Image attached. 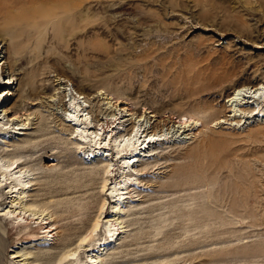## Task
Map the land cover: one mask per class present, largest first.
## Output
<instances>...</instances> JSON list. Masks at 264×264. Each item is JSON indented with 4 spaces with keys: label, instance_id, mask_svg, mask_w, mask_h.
<instances>
[{
    "label": "rangeland",
    "instance_id": "374dc122",
    "mask_svg": "<svg viewBox=\"0 0 264 264\" xmlns=\"http://www.w3.org/2000/svg\"><path fill=\"white\" fill-rule=\"evenodd\" d=\"M69 1L78 0L33 2L36 13L24 30L34 36L28 44V54L34 58L30 64L26 58L15 57L10 34L0 32V151L12 148L9 144L38 145L32 151H7L4 157L22 162L33 184L23 196L39 217L33 219L30 213L23 220L2 216L12 198L0 184V264L85 262L89 247L107 236L102 224L92 233V245L77 250V259L71 263L62 257L67 248H76L80 236L89 234L101 213V201L82 208L79 199L74 201V193L63 190L80 186L103 161L87 160L88 147L66 130L60 118L64 111L59 110L63 108L60 86L68 94L82 93L94 121L96 114L102 116L101 109L115 110L118 116L136 112L128 116L132 121L146 109V120L159 121L196 112L189 109L191 100L212 102L218 110L203 125L191 120L178 127L176 117L177 130L168 133L172 137L151 147L150 153L156 154L145 162L153 165V172L134 176L140 183L132 194L135 200L125 209L126 231L114 245L115 254L102 256L104 263L264 264V116L224 108L236 81L247 79L245 85L251 91L252 85L264 82V10L254 8L247 14L233 0H202L203 4L201 0H85L82 7L65 9ZM122 3L125 10H119ZM202 9H212L213 14L207 11L210 16H205ZM233 23L242 28L237 31ZM243 27L253 31L247 34ZM48 54L55 62H49ZM222 73V79L214 83L212 77ZM9 77L12 83L1 84ZM123 108L129 110L120 112ZM121 130L130 131V126ZM203 157L209 168L183 172ZM200 174L213 182L197 183ZM104 184L99 185L102 200ZM220 201L224 206L216 205ZM226 207L230 220L223 224L220 208ZM201 216L209 217L208 223ZM53 217L57 223L50 224L59 226L58 233L42 232L43 222ZM80 218L87 221L81 234L77 228L62 226L68 220L74 225ZM195 224L196 231L213 229L217 240L197 242L191 236ZM65 233L68 240L59 244ZM205 250H211L210 255Z\"/></svg>",
    "mask_w": 264,
    "mask_h": 264
},
{
    "label": "bare ground",
    "instance_id": "6f19581e",
    "mask_svg": "<svg viewBox=\"0 0 264 264\" xmlns=\"http://www.w3.org/2000/svg\"><path fill=\"white\" fill-rule=\"evenodd\" d=\"M34 1L35 0H0V32H6L10 34L11 38L9 40V43H10L11 52L15 54V57H17L18 59L26 58L29 64L34 58L29 56L28 54L29 49H30L28 44H30L33 41L32 39L34 38V36L32 35L33 32L30 33L24 30H25L26 25L31 24L30 22L33 20L35 16L36 11L32 10V5ZM84 1L85 0H78L76 2L69 1V4L68 5L66 4L67 6L65 7V9L70 7V5L82 7ZM102 1L103 0H101V2ZM210 1L211 0H209V2ZM233 1L234 2L236 1L238 4L240 3V6L243 8L244 11L247 12V14L252 12L251 10L254 8L264 10V0H233ZM152 2L154 3V0ZM202 2L203 1L201 0V3ZM214 4L217 5L215 2ZM210 5H213V4H210ZM218 5H219L218 10L220 9V7L222 9V6L220 4ZM104 7H105L104 11H106L107 6H103V8ZM210 7L211 6H209V8ZM126 8L127 6H125L122 3L119 7V10L120 9L125 10ZM198 8L200 7L198 6ZM215 9L217 11L216 7L213 8V10ZM203 10L204 9H202V11ZM211 10L209 12L207 9L209 13L213 14ZM224 10H226V8ZM224 10H223V13L225 12ZM207 11L206 13H204L205 16L207 14ZM218 12H221V11L219 10ZM203 13H202V16H204ZM146 15L147 14H145V16ZM207 16H210V15L207 14ZM25 17L29 19V20H25L26 23H24ZM215 17L216 16L214 15V18ZM233 25L236 26L237 24L233 23ZM237 26L238 27H235V29L238 28L240 30V28H242V27H239V25ZM243 28L245 29L246 27H243ZM248 28L245 29V32L247 34H250L251 30L253 31V29H248ZM22 34H25V36H23ZM120 34L122 35L121 32ZM123 35L127 36L125 34ZM116 38L118 37L116 36ZM22 42L27 43V44H22ZM45 57H47L48 59H51V61L49 62H55V58H53L50 54H48ZM52 64L54 65V63ZM223 76H224L223 73L217 74V75H214L212 79L215 83L218 80L222 79ZM263 79H264V76H263ZM12 82H13V78L11 77H9L7 81H5V79L1 80V84H4V85H8ZM247 82H248L247 79L244 81L238 80L235 82V84L232 86V92H230V94L227 95V101L226 103H224V108H226L227 110H232L234 112L237 110L242 111L247 116L261 115L263 117L264 116V82L260 84L259 87H255L254 85H252V87L254 88L253 91L250 90L251 86H249L248 84L245 85ZM44 86L45 85H42V87ZM222 86L224 85L221 84V87ZM59 89H58V94H59L58 98L61 102V105L63 106L62 110L61 108L59 110L60 111L64 110L60 118L66 130L71 132L70 134L72 138H74L78 142L88 147V150H87L88 157L85 156L87 160L100 159V161H103L101 165L94 166L93 169H91V172H89V175L84 180V182H82L80 186L74 187L72 190H67V189L63 190V192L65 191V192L74 193L75 194L74 201L76 202V199H79L78 204L82 208L95 207V205H97L101 201V213L97 216L96 223L92 227L90 232H88L89 234L80 236L77 239L78 244L76 248H67L62 257L67 258L68 260H70L71 263L73 262L74 259H77V256H78L77 250H79V248L89 247L90 245H92V244H89L92 240H94L92 239V233L95 232V230L97 231L98 227H100L103 224L107 231L106 238L100 239L94 245L90 246L89 247L90 249L87 250L89 253L88 255H86L88 260H86L85 262H82L79 260L77 264H106L104 263V259L102 258V256L103 255L113 256L115 254L114 245L122 238V235H124L126 231V225H124V221H123V217L126 215L125 209L129 202H133L135 200L132 194L134 193L135 188L139 187L138 184L140 183V182H137L138 178H135L134 176L135 175H147L153 172V165L149 166L148 164H146L147 161L145 162V158L147 156L152 157L156 154L154 152L150 153L151 147H153V145L156 143L160 144L161 142H166L172 137V136L169 137L168 133L171 132L172 130H177V128L176 129L174 128V123H173L176 117H178V120H179L178 122L180 123L178 127L182 126V124L188 121H191V120L192 122L198 121V122H201V124L202 123L204 124V122L207 123L209 118L211 116L213 117V115L216 114L218 110H216L217 108L212 102L204 103V102H199L197 100L196 101L191 100V101H188L189 102L188 105H190L189 109L191 110L195 109L196 112L179 113L177 116L173 114L159 121L155 120L151 122V120L150 121L146 120L147 111L146 109H144L145 106L143 108L144 110L140 112L142 113V115L141 116L137 115V117L133 121L131 120L132 118H129L128 116L133 115L134 113L136 114V112H133V113L125 112V114H120V116H118V112H116L115 110H113V112H109V111L102 110V109H101L102 116L99 118L98 115L96 114L95 121H94V119L92 118L94 117V114L91 115L92 117L88 115L89 105L86 104L85 99H84L85 97L82 95L81 92L80 93L72 92L71 94H68L65 87L60 86ZM7 92L8 91H5L4 93L1 94V96H5ZM110 102H107V103H110ZM125 109L126 111L129 110L128 108H123L119 110L121 112L122 110H125ZM206 112L209 113L206 116L200 114V113H206ZM218 120L221 121L220 118ZM147 121L149 122L148 124L151 123L149 126L147 125ZM212 121L213 120L209 122H212ZM219 121H216V124ZM127 125L130 126V131L127 130V132L126 131L122 132L123 130H121L120 132V129L122 128V126H127ZM3 133H7V132L3 131ZM17 133H20V132H17ZM9 146H11L12 148H6L5 150L0 151V184L4 189L7 190V193L10 195L9 197H11L12 200L10 201L11 203L10 208L7 211L4 210L6 213L3 212L4 214L2 213L1 215L4 217L10 216L12 217V219H18V220L22 218L23 220V219H27L26 215L27 213L28 214L30 213L29 215L34 216L32 217L33 219H38L39 217L37 216L35 217V214L37 213L34 212L35 211L34 208L29 204L28 202L29 200L25 199V196H23V193L26 192V190L29 187H31L33 184H29L31 181H30V178L26 177L27 176L25 174L26 170H23V167L21 166L22 162L19 161L18 158L15 160L7 161L4 157L7 151H11V150H14L16 152L32 151L35 148H37L38 145L36 143H31V142H22L19 144H9ZM165 156L167 155L165 154L162 157H165ZM204 157L202 158V160L194 161L192 162V164H189L188 166H186L183 172H188L189 170L198 172L199 169L197 168L201 166L203 167L204 165L206 166L205 170L209 168L210 166L205 164L206 161L205 162L203 161ZM219 161L221 162V160ZM211 163H214V162L212 161L210 162V164ZM163 166H160V167H163ZM156 167L160 168L159 166H156ZM179 171L180 173H183L182 170H179ZM200 175H201L200 177L195 178L199 182L197 181L195 182L203 184V185H207L213 182V180H211L209 177H204L202 174ZM104 177H105V180H104ZM100 180L105 182L104 187H103V190H104L103 194L105 196L104 200L101 199V194L99 190L100 188L99 185L101 182ZM175 189L180 190L182 189V186H175ZM56 191H59L62 193V191L59 189H56ZM59 192H57V194H59ZM220 203L221 201L218 202V204L216 205L220 207L224 206ZM220 209H221L220 212H222L221 215H223V222H224L223 224L228 223V221L230 220V214L227 213L229 211L228 210L229 208L226 207V208H220ZM104 213H107V215H104ZM64 216H63V220H64ZM213 219L211 218L212 221ZM203 220L205 222L207 220V223H208L209 217L206 216L203 218ZM51 221L55 222V218L53 217V219L51 220L49 219V221L43 222V224H45L44 226L45 229L42 232L45 231L46 233L49 231L51 232L52 230H56L55 233H58L57 230L59 226L53 227L54 224H56L57 222H55L54 224L53 223L50 224ZM69 222H70L69 220L66 221L62 226L66 227L69 230L77 228L80 234L87 227V221L82 218L75 221L74 225L73 223L70 224ZM49 225L51 226L49 227ZM198 225L200 226L201 224L199 223ZM195 226H197V224L193 225L192 230L196 231L197 229ZM30 233L31 232H27L28 235ZM194 234L195 235H191V236L194 237L196 241L197 242L199 241L200 243L211 244L212 242H215L217 240L215 237L214 230L211 229L210 227L204 228L203 230H200V231H196ZM68 238H69L68 233L63 234L61 237V240H59V244L65 241L66 239L68 240ZM205 251H206L205 252L206 255H210L211 250L209 251L205 250ZM39 254L40 256L44 255L43 253H39ZM100 256H101V259H100ZM27 258L28 257H26V259ZM114 262L115 261H111V262H108L107 264H111V263L114 264ZM30 264H34V263H30Z\"/></svg>",
    "mask_w": 264,
    "mask_h": 264
}]
</instances>
